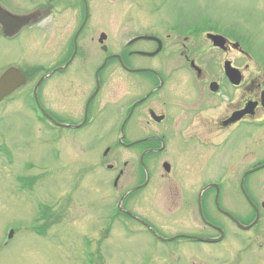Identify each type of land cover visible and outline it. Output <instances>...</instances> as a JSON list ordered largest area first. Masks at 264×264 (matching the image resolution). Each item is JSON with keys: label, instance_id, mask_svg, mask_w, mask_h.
I'll use <instances>...</instances> for the list:
<instances>
[{"label": "rangeland", "instance_id": "1", "mask_svg": "<svg viewBox=\"0 0 264 264\" xmlns=\"http://www.w3.org/2000/svg\"><path fill=\"white\" fill-rule=\"evenodd\" d=\"M90 6L87 38L80 40L81 51L70 74L52 75L37 87L38 105L47 112L71 122L81 119L84 99L94 85L91 71L104 58L96 42L100 32L108 36L109 52L120 55L126 41L155 25L183 30L209 19L204 29L219 28L231 38L239 37L251 60L216 51L201 33L195 34L189 57L206 69V78L222 79L221 63L227 58L243 71L249 66L245 82L256 78L264 83V0H90ZM75 17L76 12L64 5L43 27L26 30L14 42L0 40V71L11 63L23 73L29 71L27 83L0 103V241L9 229L13 231V240L0 250V264H264V217L260 226L240 231L211 213L213 221L223 223L226 230L215 243H191L186 237L160 242L135 221L128 220L125 227L121 214L107 229L115 203L141 182L139 161H143L151 181L127 208L151 223L162 237L217 235L203 230L190 202L203 183L215 179L214 167L222 166L232 153V134L215 130L200 139L192 131V115L213 122L236 95L226 88L217 98L209 97L206 83L194 76L172 37L162 53L151 58L133 55L128 60L133 67H150L163 76V86L149 97L150 81L127 74L113 59L89 126L79 132L45 125L35 116L27 94L43 70L57 62L54 50L47 49L57 40L45 37L72 31ZM150 48L139 43L130 49ZM146 96L145 102L126 111ZM153 113L165 119L156 123ZM124 115L127 120L122 124ZM146 147L159 152H148ZM104 151L108 152L103 155ZM197 153L207 158L214 155L205 176L192 173L194 165L188 159ZM164 162L171 166L169 173L162 169ZM29 175L37 177L34 187L26 185L24 176ZM16 177H23L20 184ZM256 181L257 197L264 200V175ZM231 196L225 197V204L235 211V196ZM45 206L50 215L42 223L39 207Z\"/></svg>", "mask_w": 264, "mask_h": 264}, {"label": "flooded vegetation", "instance_id": "2", "mask_svg": "<svg viewBox=\"0 0 264 264\" xmlns=\"http://www.w3.org/2000/svg\"><path fill=\"white\" fill-rule=\"evenodd\" d=\"M64 5H67L72 11L76 12V20H74L72 31L68 33L64 32L61 36L47 35L45 37L48 40L58 41L48 44L47 47V49L50 51L54 50V53L57 54V62L43 70V76H46V78L56 74L60 77H65L70 74L69 72L72 70L70 68L73 66V61H75L79 51H81L80 40L87 38L86 30L92 18L90 0H0V40L8 43L17 40L28 29L29 31H34L35 28L43 27L45 22L53 19L63 10ZM204 25L205 22L203 20H198L192 25H187L183 30L175 25L168 26L167 28H163L162 25H155V28H151L150 31L138 34L126 41V45L121 49L122 53H120V55L109 52V47L105 44L108 41V36L106 33L100 32L97 35L98 37H96V42L100 45L99 51L104 54V58L102 63H99L93 71H91L94 85H92L84 99V104L81 108V119L77 122H71L64 116L53 112H47L46 110L50 118L58 120V124L61 126L57 127V129L61 131L80 132L84 127L89 126L90 122L94 119L97 99L105 87L104 74H106L107 69L112 67L111 61L113 59L117 60L118 56H120L122 60V64L117 60L118 65L122 67L127 74L143 77L150 81L152 89L149 90L147 95L149 97L154 90L163 86V76L159 73V70L151 69L150 67H133L128 63V60L133 55L140 56L139 53H155L154 55L162 53L167 46V42L170 41L172 37H175L177 46L179 42V48H181L179 49L180 56L184 59L190 70L195 73L194 76L198 81L200 83H206L204 87L210 94L209 97L217 98L226 88L230 90L229 94L236 95L235 100L231 99L229 101L222 117H219V119L213 122L202 121V117L198 114L192 115V131L199 138L201 135L207 136L215 130L218 132L222 130V132H228V135L232 134L233 137H230L231 140L233 139V143L230 147L232 153L228 155L227 160L224 159L222 166V163H220V166L214 167L212 173L215 179L203 183L200 190L191 198L190 202V205L194 208L192 211H195L199 222L204 227L203 230H213L217 235L207 236L203 234H192L182 236L178 234L170 237L176 239L186 237L191 243H204L199 242L198 238L219 241L225 236L226 230L224 224L220 221H213L211 213L219 215L223 220L240 231H247L248 229L250 230L260 226L264 217V200H260L256 193L258 186L256 179L264 175V106L261 103L264 83H259L256 78L245 82L244 72L247 71L249 66L246 65L243 71L232 65L233 63L227 58H224L221 63L223 78L207 79L208 73L205 75L206 69H201L200 66L195 63L194 59L189 57L191 53L190 43H193L195 38H197L194 37L195 34L198 35L201 33V35L205 37V40L216 51L223 52L227 55L235 53L238 57H244L247 60H251V56L243 50L239 37L231 38L229 35L227 36L224 33H220L218 31L219 28H214L213 30L204 29ZM4 31L7 34H5ZM209 35L221 36L224 39V44L215 47L214 43L208 39ZM103 37L104 39L101 43L100 39ZM137 38L141 39L132 43V41ZM66 40H69V42L66 43ZM139 43H147L151 48L149 50L130 49L133 45ZM176 49L178 51L177 47ZM226 63H229L233 69L239 72L240 78L238 84L231 83L227 78L224 70ZM9 69L18 70L23 75L24 84L22 86L27 83L29 71L23 73L18 66L16 67L11 63L1 70L0 74ZM147 96L135 101L126 111L132 110V108L137 105L136 103L139 104L142 100L145 102L148 99ZM248 104L253 105L252 112L245 114L237 121H230L233 114L243 111ZM151 118H153L156 123H161L165 119V116L161 115L157 117L153 113ZM150 140L154 141L155 139L152 138ZM143 141L149 140L145 139ZM146 148L145 150L148 152H156L158 150V148ZM208 156L209 155L206 154L203 155V153L190 155L188 161L191 160L190 164L194 165L192 167V173L198 176L207 175L209 171L208 160L210 157L214 158V155H210V157L207 158ZM139 163L142 180L137 186L128 188L123 192L120 197V199H122V208L119 214L124 218L125 227L128 226V220L135 221L139 223L147 233L153 235L150 232H157L156 228L146 219L127 208L130 200L139 193L144 192V189L149 186V182L151 181L149 175L150 170L143 161H139ZM162 169L165 173H169L171 166L164 162L162 164ZM230 193L235 196L237 207L235 211L230 210L225 204V197L228 199L232 198ZM156 240L159 239L156 238Z\"/></svg>", "mask_w": 264, "mask_h": 264}, {"label": "water", "instance_id": "3", "mask_svg": "<svg viewBox=\"0 0 264 264\" xmlns=\"http://www.w3.org/2000/svg\"><path fill=\"white\" fill-rule=\"evenodd\" d=\"M5 34L7 33L5 32ZM210 37L214 41V44L216 46L220 45L223 42V39L220 38L219 36H210ZM150 56H153V55H150ZM225 72L227 74V77L233 83H238L239 77L236 74V71L228 67V64L225 67ZM19 79L20 78L16 71H8L3 75V77L0 79V101L22 83V81H19ZM262 99H263L262 104L264 105V92L262 93ZM235 116L238 117L239 114H236ZM232 120H235V118H233ZM206 242H212V241L206 240Z\"/></svg>", "mask_w": 264, "mask_h": 264}, {"label": "bare ground", "instance_id": "4", "mask_svg": "<svg viewBox=\"0 0 264 264\" xmlns=\"http://www.w3.org/2000/svg\"><path fill=\"white\" fill-rule=\"evenodd\" d=\"M74 109L77 111V110H78V107H75ZM8 245H9V244H8ZM8 245H7V246H8Z\"/></svg>", "mask_w": 264, "mask_h": 264}]
</instances>
